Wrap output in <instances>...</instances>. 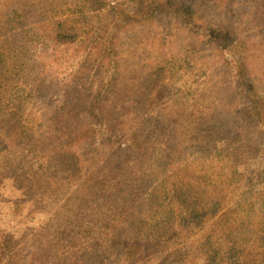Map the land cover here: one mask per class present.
Returning <instances> with one entry per match:
<instances>
[{
    "label": "trees",
    "instance_id": "16d2710c",
    "mask_svg": "<svg viewBox=\"0 0 264 264\" xmlns=\"http://www.w3.org/2000/svg\"><path fill=\"white\" fill-rule=\"evenodd\" d=\"M261 2L0 0V177L52 227L0 264H264Z\"/></svg>",
    "mask_w": 264,
    "mask_h": 264
},
{
    "label": "rangeland",
    "instance_id": "374dc122",
    "mask_svg": "<svg viewBox=\"0 0 264 264\" xmlns=\"http://www.w3.org/2000/svg\"><path fill=\"white\" fill-rule=\"evenodd\" d=\"M263 9L264 3L261 2ZM20 8H17L16 13H9L6 12L4 17L5 22L8 26V32L11 31V28L14 27L16 23L18 34L20 35L18 38L22 41L25 39V47L27 48H35L37 46V41L33 40L37 38L35 36V32L30 31V22L33 19V16L30 15L32 10L35 13V16H39L37 14L38 10L41 9V5L38 3L29 2H22L19 5ZM18 7V6H17ZM26 13L27 18H22L21 15ZM233 15H236V10L232 11ZM40 17V16H39ZM3 20V17H0ZM257 19H261V25L258 26ZM46 22L49 21L47 18H43ZM43 20H39L42 26L44 27L45 24ZM233 24V23H232ZM40 27V28H41ZM243 29L244 33H251L254 34L255 32H259L264 34V12L262 14H246L243 20V26L240 27ZM43 31V30H40ZM12 32V31H11ZM12 45V44H11ZM10 45V47H11ZM18 46L13 48L15 51L17 50ZM11 64V61H9ZM18 61H14V82H17V77L20 73ZM25 66L20 64V67ZM72 66L68 63L64 66L60 67L63 70L59 74V79L61 80L66 76V71L69 70ZM248 160H253L254 158V151L250 149L248 151ZM245 176L242 174V170H237L236 180L238 182H243ZM34 203L32 199L29 197L27 188L17 185L11 178L8 177H0V247H4V249L9 250L10 252H18L19 245L22 241H27V244H32V236L31 231H38L39 229L48 228L52 231V227L48 225L47 219L49 215L43 212H34Z\"/></svg>",
    "mask_w": 264,
    "mask_h": 264
}]
</instances>
